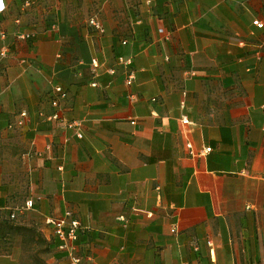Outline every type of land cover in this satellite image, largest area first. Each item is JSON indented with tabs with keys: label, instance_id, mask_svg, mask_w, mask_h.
<instances>
[{
	"label": "crops",
	"instance_id": "obj_1",
	"mask_svg": "<svg viewBox=\"0 0 264 264\" xmlns=\"http://www.w3.org/2000/svg\"><path fill=\"white\" fill-rule=\"evenodd\" d=\"M4 1L0 264H264V0Z\"/></svg>",
	"mask_w": 264,
	"mask_h": 264
},
{
	"label": "built area",
	"instance_id": "obj_2",
	"mask_svg": "<svg viewBox=\"0 0 264 264\" xmlns=\"http://www.w3.org/2000/svg\"><path fill=\"white\" fill-rule=\"evenodd\" d=\"M31 4V0H25L24 6L28 7ZM6 10V4L4 0H0V13L4 12ZM90 23L98 30L102 29V25L99 22V20L95 18H92L90 20ZM253 24L258 28H263L264 23L260 20L253 21ZM161 32L164 30L161 29ZM6 32L0 27V38H6ZM34 33H26L19 35L22 39H27L30 37H33ZM127 41H124L126 43ZM10 52V47L8 45H5L0 50V64L3 62V60L8 56ZM127 64L130 63V60H125ZM1 67H0V73H1ZM134 76L132 73H130L126 78V83L128 85H131L133 82ZM55 91L58 93L57 97L52 100L53 106H56L59 108V111L54 113L52 115L51 120H59L61 121L66 127L74 129L75 134L77 137L82 138L83 133L81 129L80 122L76 120H70L65 117H62L60 114V108L62 101L66 98L67 93L64 91V89L61 86L55 87ZM132 96V95H131ZM133 97V96H132ZM28 117L27 111H21L19 115V119L17 121L18 126H24L26 118ZM183 123L187 124L189 123V120L187 118L182 119ZM132 123H136L135 120H132ZM209 150V148H208ZM33 206V200L30 199L26 202L25 207L31 208ZM12 217H15V214H12ZM53 228L56 236L60 239L61 243L59 245V248L66 252L67 255L72 259L73 264H80L82 261V258L77 254L76 252V245L75 242L78 238L79 230L81 229L80 221L74 217V214L71 210H66L64 214H62L58 218L51 219L49 221Z\"/></svg>",
	"mask_w": 264,
	"mask_h": 264
},
{
	"label": "rangeland",
	"instance_id": "obj_3",
	"mask_svg": "<svg viewBox=\"0 0 264 264\" xmlns=\"http://www.w3.org/2000/svg\"><path fill=\"white\" fill-rule=\"evenodd\" d=\"M65 3H68L69 5L72 4V7L70 8L71 11L69 13V19L75 18V19H90L93 12L96 9L97 0H65ZM86 6L89 7V9L86 10ZM80 20V21H81ZM86 23V22H85ZM63 29L61 28L59 32H61ZM62 54H65V52H61ZM46 254V247L42 245V251L40 252L38 263L39 264H47L45 258H41V255ZM38 255V254H37Z\"/></svg>",
	"mask_w": 264,
	"mask_h": 264
}]
</instances>
